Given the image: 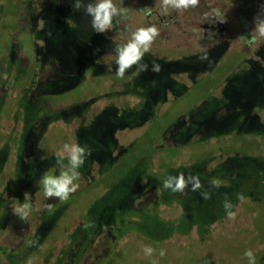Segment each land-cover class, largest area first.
<instances>
[{
	"label": "flooded vegetation",
	"instance_id": "obj_1",
	"mask_svg": "<svg viewBox=\"0 0 264 264\" xmlns=\"http://www.w3.org/2000/svg\"><path fill=\"white\" fill-rule=\"evenodd\" d=\"M51 1L22 0L21 10L17 13V24L8 27L9 33L7 31L4 35L1 34L6 29L4 21L10 15L0 12V48L9 41V47L4 51L6 61L0 70V118L2 112L5 116L7 114L3 111L5 106L14 115L9 121L5 147L0 150V170L4 164V152L6 159H9L5 162L8 165L5 170L7 178L2 182L0 180V256L10 261L6 264H19L30 255H38L46 247L45 235L42 242L30 248L35 236L38 233L42 235L39 231L46 223L49 222L47 228L50 230L54 222L57 224L67 215V210L80 213L77 203L73 204L74 200L69 198L73 193L68 194L67 200L44 196L42 181L45 174L56 179H59L61 171H67L69 176L73 175L68 158L70 148L58 151L60 155L57 156L56 134L47 137L56 126L67 129L70 133L72 143L69 146L83 145L86 139L88 150L84 151L85 162L74 170L80 176L78 179L74 178L72 184H79L78 190L92 187L94 178L105 177L136 140L146 137L153 119L165 111L169 101L181 95L193 83L205 78L206 72L221 63L226 54H232L229 65L233 69L213 87L209 95L222 98L225 103H218L214 111L206 107L208 103H205L206 109L196 106L190 112L180 114L177 120L160 133L155 147H167L174 144L176 139L190 143L195 140L192 137L196 134L199 139L207 137L210 141L219 140L221 135L230 138L234 134L247 138L249 135L264 138V94L261 92L260 100L252 97V100L241 98L238 102L237 93L241 92H238L239 87L235 83L238 74L240 78L253 75L258 82L261 80L264 90V37L248 43L255 28L254 18L259 16L264 19V0H200L197 7L187 10H177L171 3L164 4L163 0H148L150 6L146 9L143 2L147 0H138L134 17L130 16L129 9L117 5L122 0H115L117 9L125 11H118L113 16L111 29L103 32L112 43L101 49L98 60L103 70H106L101 74L111 71L116 75L119 68L116 63L119 56L117 48L123 47L136 29L155 25L159 29V35L142 60L125 70L121 81L113 80L116 89L108 99L89 102L88 99L80 98L72 103L62 102L56 98V94L80 85L87 73L84 72L85 69H90V64L93 66L98 60L95 63L91 59L89 62H80L74 56V60L59 61L57 56H50L49 52L46 53L40 47L39 41L43 40L41 31L45 30L43 24L46 7ZM214 9L221 13L219 17L214 14L205 15L213 13ZM89 46L92 45H81L88 51L92 50ZM173 48H184L185 52L173 54ZM85 56L87 59V55ZM153 62L161 65L159 73L151 71ZM143 63L148 64V71H140V64ZM194 111L196 113L192 114ZM188 113L192 116H188ZM225 114L230 115L226 117ZM108 115L111 119L104 120ZM142 127H145L142 132L137 131ZM102 138L108 140L107 146L102 150L89 146L90 141L97 143ZM246 153L216 152L206 161L202 158L197 161L206 172L226 168L225 176L235 179L239 163L252 155ZM141 159H145L143 164L148 171H143L138 177L135 175L133 183L130 181L128 184L142 187L141 206L148 210L172 206H180L181 209L180 201L167 199L172 190L164 189L162 185L164 180H169L173 181L171 188L175 187L179 174L183 172L188 188L185 192H193L194 180L191 176H195L196 172L191 169L192 164L172 162L169 166L162 167L158 152L152 151L144 154ZM57 160L60 161L59 164ZM125 174L119 176L118 180H110L103 187H117ZM215 175L218 181H227L222 173ZM92 202L86 205L83 216L69 226L66 234L68 239H65L66 242L61 247L56 248V241L50 243L46 254L41 256L40 264H57L67 252L76 230L78 235L75 237L81 234L80 239H84L85 233L81 228L83 229L84 222L86 224ZM24 203L30 207L16 212ZM107 208L109 207H104L101 212L103 220L95 229V235L90 242L86 241L80 254V264H104L109 252L117 249L130 232L127 224L129 221L110 217L112 211ZM179 213L170 218L159 211L162 219H173L175 225H178ZM175 231L178 232L179 229L176 228Z\"/></svg>",
	"mask_w": 264,
	"mask_h": 264
},
{
	"label": "rangeland",
	"instance_id": "obj_2",
	"mask_svg": "<svg viewBox=\"0 0 264 264\" xmlns=\"http://www.w3.org/2000/svg\"><path fill=\"white\" fill-rule=\"evenodd\" d=\"M114 1L113 3H115ZM21 2L22 0H0V12L3 11L2 13L6 12L10 15L7 21H4L6 29L2 30V35L7 33L8 27H14L17 24V13L21 10ZM97 3L98 0H52L46 7L47 13L44 16L43 24L45 30L41 31L43 40L39 41L40 47H43L46 53L49 52L50 56L54 55L55 58L57 56L59 61H71L75 59L74 56H77L80 62H89L91 59L95 63L100 58L102 47L112 43L109 36L96 31L93 27V16L88 13L87 9L89 5L95 6ZM137 3L138 0H122L117 5L129 9L130 16L134 17L137 13ZM143 3L146 9L150 6L148 0ZM134 23L136 24V21ZM84 43L91 44L92 46L88 48H92V50L88 51L81 47ZM8 47L9 41L0 48V70L6 61L4 51ZM184 50V48H173L172 53L179 54L185 52ZM85 55H87V59ZM232 57V54H226L221 60L223 63L221 62L207 71L205 78L193 83L185 92L169 101L165 111L153 119L154 121L146 132V137L136 140L105 177L96 180L94 178L92 187H84L71 194L69 198L74 200L73 204L77 203L80 213H72L71 210H67V215L63 219L57 224L53 223V227L56 224L55 228L52 227L48 230L49 222L42 226L39 231L42 235L38 233L35 236L36 239L30 248L42 242V239L46 238L45 235L47 236L46 247L40 250L38 255H30L24 259V264H40L42 254H46L51 246L50 243L54 241H56V248L61 247L68 239H66V234L69 226L74 220L83 216L86 205L91 201H93V206L86 218V224L84 222L83 229L81 228L85 233L84 239H80L81 234L75 237L78 235L76 230L67 252L63 258L57 261V264H80V254L86 246V241L90 242V239L95 235L93 234L96 232L95 229L100 226L103 220L101 212L106 206L112 211L110 217L129 221L127 224L130 232L117 249L109 252L104 264H264V197L262 199L261 197L259 199L245 198L264 191V160L254 161L253 159V156H260L254 153L264 152V138H255L250 135L247 138L241 134H234L230 138L221 135L219 140L210 141L207 137L199 139L196 134L192 137L195 139L191 141L192 143L176 139L174 144L167 147H155L160 133L171 122L177 120L180 114L190 112L196 106L206 109L205 103H208L206 107L214 111L218 103H225L222 98L209 95L212 93L213 87L227 77L233 69L229 65ZM102 71L106 70H103L99 60L93 66L90 64V69L84 71L87 72L84 81L80 85L56 94V98L67 103L75 102L80 98L88 99L89 102L108 99L116 89L113 80L121 81L124 77L120 78L111 71L101 74ZM236 79V87H239L238 92H241L237 93L238 102L241 98L252 100L253 97L260 100L261 92L264 94L261 80L258 82L253 75L240 78V74ZM178 89L181 87L178 86ZM3 111L8 115L5 116V113L2 112L0 118V150L5 147L4 144L7 141L5 137L8 136L10 128L9 121L14 116L6 106ZM194 113L196 111L192 112V114ZM192 114L188 113V116L191 117ZM229 115L225 114L224 116L228 117ZM108 119H111L109 115L104 120ZM144 128L137 131L142 132ZM54 134H56V152L62 150L65 144L72 143V137L67 129L56 126L47 137ZM83 143L79 146L85 147L84 151L88 150L86 139ZM88 144L97 148L96 150H102L107 146L108 140L102 138L100 142L90 141ZM151 151L158 152L162 167L169 166L172 162L192 164L190 167L196 172L195 176L199 178L201 188L186 193L185 190L188 188L185 187L183 193L171 191L172 194L167 196L168 200L171 198V200L180 201L181 209L180 206L163 207L159 208L160 210L157 207H154L153 210L144 209L141 206L142 203L140 204L142 187L128 186L135 175L138 177L143 171H148L143 164L145 159L141 158ZM230 151L252 153L247 156L246 160L239 163L235 179H228L225 176L226 168L206 172L197 161L201 158L206 161L216 152ZM3 155L5 159L0 170L1 182L7 178L5 170L8 165L6 166L5 162L9 161L5 157V152ZM84 156H86L85 153ZM218 172L222 173L227 181L220 179L218 181L215 175ZM123 173L126 174L120 181V185L111 188L103 187ZM170 183L173 184V181ZM205 195H207V199ZM238 195L243 199H238ZM159 211L163 216L170 218L181 211L178 215V225H175L173 219H162ZM229 213L234 214V218H230ZM208 222L210 224L207 225V229L200 232V229L202 230V227ZM176 228L179 229L178 232L175 231ZM184 231L186 233H180ZM162 250L165 252L163 256H161ZM248 250L252 251V257L245 255ZM14 259L18 260L17 257ZM0 261L2 264L10 262L4 256H0ZM23 261H20L19 264H23Z\"/></svg>",
	"mask_w": 264,
	"mask_h": 264
},
{
	"label": "clouds",
	"instance_id": "obj_3",
	"mask_svg": "<svg viewBox=\"0 0 264 264\" xmlns=\"http://www.w3.org/2000/svg\"><path fill=\"white\" fill-rule=\"evenodd\" d=\"M164 4L171 3L173 7L177 10H187L189 8H195L199 5L200 0H163ZM77 7H79L77 5ZM88 13L93 16V27L98 32H104L105 29L112 27V19L113 16L118 13V11H125L124 9H117V6L113 3V0H98V3L93 6L89 5L87 9ZM216 15L219 17L221 13L219 10H213V13H206L205 15ZM224 22V20H221ZM255 28L251 32V39L248 40V43L251 44L255 40L264 37V19H261L259 16L254 18ZM159 35V29L152 25L150 27H141L136 29L131 33V39L124 44L123 47L117 48L119 52V56L116 60V63L119 65L116 74L118 77L123 78L125 70L130 68L133 64H137L142 60L144 54L150 51L151 45L153 44L155 38ZM244 39V37H240ZM153 67L151 71L155 73H159L161 71V65L153 62ZM140 71H148V64L143 63L140 64ZM65 150H69V162L72 166L71 171H73V175L69 176L67 171H61L59 179L53 178L52 175L45 174L44 179L42 181L44 185V196L47 198L59 197L60 200H67L69 193H75L79 184H72L73 179H78L80 173L78 171H74L75 169L83 166L85 162L84 158V148L80 147L79 144H65L63 146ZM60 155V152L56 154ZM91 155V153H89ZM60 161L57 160V164ZM193 180L196 181L193 184L192 191H197L201 188V183L198 177L191 176ZM215 183V181H213ZM72 185V187H69ZM163 188L169 189L171 188V183L169 180H164ZM186 187V182L184 179V173L181 172L179 174V178L176 180L175 188H171L172 192H184ZM27 196V194H25ZM207 199V195H205ZM238 199H243L242 196L238 195ZM30 206L27 203H24L19 208L16 209V212L20 211L23 208H29ZM230 218H234V214L229 213ZM151 251V249H149ZM165 255V252L161 251V256ZM245 255L248 257H252V251L248 250L245 252Z\"/></svg>",
	"mask_w": 264,
	"mask_h": 264
},
{
	"label": "trees",
	"instance_id": "obj_4",
	"mask_svg": "<svg viewBox=\"0 0 264 264\" xmlns=\"http://www.w3.org/2000/svg\"><path fill=\"white\" fill-rule=\"evenodd\" d=\"M256 155H260V156H253L254 158V161H257L258 159L261 161V159H263L264 160V154L263 153H261V152H259V153H257ZM248 197V196H247ZM261 197V199L264 197V191H262V192H260L259 194H256V195H252V196H250L249 198H251V199H259ZM238 201H240V200H238ZM237 201V202H238ZM210 224V222H208V223H206L202 228V230L200 229V232H202V231H205L207 228V225H209ZM190 228V227H189ZM188 229V228H187ZM185 232V231H184Z\"/></svg>",
	"mask_w": 264,
	"mask_h": 264
}]
</instances>
